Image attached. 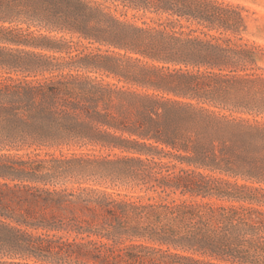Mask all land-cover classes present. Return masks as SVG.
<instances>
[{"label":"trees","instance_id":"16d2710c","mask_svg":"<svg viewBox=\"0 0 264 264\" xmlns=\"http://www.w3.org/2000/svg\"><path fill=\"white\" fill-rule=\"evenodd\" d=\"M248 14L0 0V264H264V48L243 37Z\"/></svg>","mask_w":264,"mask_h":264},{"label":"rangeland","instance_id":"374dc122","mask_svg":"<svg viewBox=\"0 0 264 264\" xmlns=\"http://www.w3.org/2000/svg\"><path fill=\"white\" fill-rule=\"evenodd\" d=\"M233 4H238L245 7L253 14H248V32L243 35L244 39L255 43L264 48V0H223ZM117 12L115 15L122 20L135 23L137 25H142L146 23L148 25L152 24L151 16H142L141 13L125 9L121 6L116 7ZM122 12H125L123 15ZM66 38H70L68 35ZM73 42H77V45H73L74 48L71 51L78 49L81 51V56L87 54H97L98 52L91 49H83V46H88L87 42L78 40L76 38H71ZM75 53V52H74ZM257 65L264 69V57L260 58ZM121 192H126L128 194L137 193L138 191L127 186H122L121 188H116Z\"/></svg>","mask_w":264,"mask_h":264}]
</instances>
